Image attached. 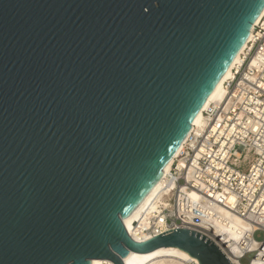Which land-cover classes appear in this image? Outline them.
<instances>
[{"label":"water","instance_id":"water-1","mask_svg":"<svg viewBox=\"0 0 264 264\" xmlns=\"http://www.w3.org/2000/svg\"><path fill=\"white\" fill-rule=\"evenodd\" d=\"M264 0H0V264H125L178 248L124 219L163 177Z\"/></svg>","mask_w":264,"mask_h":264},{"label":"built area","instance_id":"built-area-1","mask_svg":"<svg viewBox=\"0 0 264 264\" xmlns=\"http://www.w3.org/2000/svg\"><path fill=\"white\" fill-rule=\"evenodd\" d=\"M224 88V99L204 111L206 126L193 129L174 158L163 202L142 230L153 237L177 229L198 232L230 260L228 245L213 238L216 208H225L250 228L234 264L249 256L248 264H264V239L254 237L264 232V14Z\"/></svg>","mask_w":264,"mask_h":264},{"label":"bare ground","instance_id":"bare-ground-1","mask_svg":"<svg viewBox=\"0 0 264 264\" xmlns=\"http://www.w3.org/2000/svg\"><path fill=\"white\" fill-rule=\"evenodd\" d=\"M264 14V10L260 17L256 20L255 25L259 22ZM254 25V26H255ZM254 28V27H253ZM253 31V29H252ZM245 46V45H244ZM243 49V48H242ZM242 51V50H241ZM240 51V53H241ZM240 53L235 57L234 61L223 75L214 91L208 97L203 108L198 113L196 119L193 121V129L201 130L206 124L204 111L209 108L211 104L221 102L225 97L224 83L231 77L232 68L240 62ZM181 149V147H180ZM180 149L176 152L174 158L179 153ZM174 158L166 165L161 180L155 185L151 192L146 196L143 202L134 210V212L124 219V224L129 234L139 243H146L153 238L151 232L142 230V224H147L148 220L155 215L159 209V204L163 202L164 185L167 182V176L171 171ZM193 200H198L199 195L195 192L190 193ZM217 211V226L215 227L214 239L222 238V244L228 245L229 251L225 249L233 263H238L235 257L242 253L241 240L248 234L250 228L247 224L242 223L237 217L225 208H216ZM158 227L163 229L165 227L162 221L158 222ZM202 227L207 228V225L202 224ZM204 233V231H202ZM251 247H254L252 245ZM113 264L106 260H92L91 264ZM125 264H199L198 261L191 257L188 253L178 248H161L149 253H136L131 252L125 259Z\"/></svg>","mask_w":264,"mask_h":264},{"label":"rangeland","instance_id":"rangeland-1","mask_svg":"<svg viewBox=\"0 0 264 264\" xmlns=\"http://www.w3.org/2000/svg\"><path fill=\"white\" fill-rule=\"evenodd\" d=\"M254 237H255V239H256L257 241H262V240L264 239V232H263V231H258L257 233H255ZM250 258H251V256H249V257L247 258V260H243L242 263H243V264H248V260H249Z\"/></svg>","mask_w":264,"mask_h":264}]
</instances>
